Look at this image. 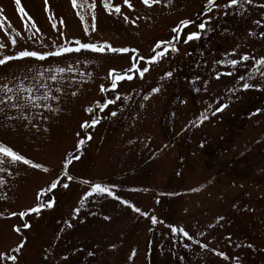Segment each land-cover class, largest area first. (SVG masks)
<instances>
[{"label":"rangeland","instance_id":"rangeland-1","mask_svg":"<svg viewBox=\"0 0 264 264\" xmlns=\"http://www.w3.org/2000/svg\"><path fill=\"white\" fill-rule=\"evenodd\" d=\"M110 2L117 4L122 0ZM92 3L96 4L94 10L90 7ZM132 3L134 10L122 7L123 14H129L132 19L137 13L144 17L146 8L140 0ZM202 3L206 0H174L171 7L161 4L147 13L150 18L132 25L125 23L119 14H109L103 8V0H78L80 6L76 8L71 0H49L51 11L45 10L43 0H22L41 30L33 36L35 29L16 10L14 0H0L4 15L15 31L21 33L18 48L0 50V58L20 47L41 51L64 44L74 47L76 40L136 48L147 57L154 41L168 37L170 27L179 19L194 18L198 13L204 16L206 9ZM93 14L95 30H92ZM255 19L264 22V9L245 5L239 10H229L227 16L213 21L215 31L203 35L199 41L178 45L180 52H170L168 59L146 74L144 80L121 85V96L129 99L113 106L123 109L117 117L103 119L91 130L93 139L84 145L81 160L70 166V175L75 177L66 181L70 187L55 190L53 209L42 210L39 217L33 214L24 218L33 227L22 230L27 243L20 264H56L61 255H68L74 264H216L213 254L191 241L187 242L190 248L185 249L182 237L179 241L175 236L169 237L167 228L150 225L148 219L110 198H90L79 217L73 219L72 210L79 206L80 197L87 191V185L80 183L85 179L115 183L119 186L115 191L142 211L166 223L183 225L190 233L198 228L207 230L208 222L214 223L216 217L223 215L225 226L216 232L221 241L218 247H225L223 237L231 234L233 243L226 251L239 253L245 264H264V252L246 247L248 243L256 248L264 247V79L257 73L252 81L256 87L245 91L242 85L248 82L247 75L245 81L214 78L215 70L229 68L215 61L227 58L225 54L237 46L240 55L251 53L256 58L264 55V38L248 35L249 31L264 30L253 24ZM28 36L33 39H25ZM130 55L136 54L82 50L50 57L46 62L29 59L0 66V82L23 76L28 68L35 72L50 66H72V71L58 74L57 82L45 75L53 91L55 87L63 88L62 95L56 93L61 95V111L45 112L50 120L36 121L39 132L25 127L26 121L17 122L13 130L0 116V140L46 167L59 169L65 153L73 149L78 139L75 132L80 130L79 123L87 118L83 107L101 95L99 86L107 84L109 70L129 67ZM166 70H172L173 77L160 81ZM161 83V92L153 94L151 88ZM233 88L237 89L235 93L230 91ZM73 91L78 95L71 96ZM145 95L149 99H143ZM217 101L229 107L213 116ZM51 103L56 106L55 101ZM258 108L261 112L253 115ZM201 113L208 116L202 123ZM44 127L49 131L44 132ZM4 167L7 170L0 171V180L4 181L0 184V196L6 194L7 199H0V211L7 215L9 211L33 206L36 193L46 186L49 174L23 164ZM132 188L138 191H129ZM192 188L201 191L192 192ZM91 211L99 215L93 217L89 215ZM104 214L112 219L104 221ZM65 221L74 226L67 227ZM21 223L18 217L0 218V251H10L21 239L12 231L14 225ZM149 227L154 231L150 232ZM196 239L204 241V237L196 236ZM112 244L114 249L110 247ZM239 244L245 247H237ZM133 249L137 256L130 261L128 257ZM89 250H95L93 257L87 256ZM45 255L49 261L44 260ZM180 256L185 257L184 261H178Z\"/></svg>","mask_w":264,"mask_h":264},{"label":"snow or ice","instance_id":"snow-or-ice-1","mask_svg":"<svg viewBox=\"0 0 264 264\" xmlns=\"http://www.w3.org/2000/svg\"><path fill=\"white\" fill-rule=\"evenodd\" d=\"M141 4L145 6L146 12L145 16L142 17L139 13L136 14L135 19H132L129 14H123L122 7L127 10H134V5L132 0H122L121 3L114 4L110 0H103V8L108 11L109 14H119L122 20L127 24L137 25L140 19L147 17V13L150 11H155L156 6L163 4L165 7H171L174 0H140ZM15 8L22 15V18H27L30 23V27L35 29L33 36L39 33L41 30L37 27L36 22L33 17L26 11L22 0H14ZM72 6L74 8L79 7L78 0H71ZM44 8L46 11H51L49 7V0H43ZM254 6L257 9H264V2H256V0H206V3H202V8L206 9L204 16L199 13L196 17L181 18L169 29V36L162 37L154 41L151 47V54L145 57L140 54L136 48L129 47H114L108 42L104 43H82L80 40L74 41L75 46H68L67 44L56 46L55 48H49L47 51L41 50H30L27 47H20L18 51L5 54L0 58V66H7L9 62L12 61H24L33 59L39 62H46L50 57H62L67 53H80L82 50L91 51L93 53H103L105 51H111L113 53H135L136 55H130L129 67L126 70L117 71L116 69H111L108 71L106 80L107 84H101L99 86V92L101 95L91 101L88 106L83 107V112L87 114V118L83 119L79 123V131L75 132V136L78 138L71 151H67L64 155L63 161L59 169H51L46 167L43 163L34 161L32 158H28L19 149L15 148L14 145L9 142L0 140V171H6L7 168L4 165H16L23 164L30 166L34 170H40L43 173H48L50 179L46 182V186L40 188L36 193V200L33 206L24 208L23 210H12L9 211L7 215L0 211V218L10 219L12 217H18L21 219L22 223L20 225H14L12 231L21 236V239L16 243L15 247L9 250L5 249L0 251V264H20V256L25 249L27 238L23 236L22 230H30L33 225L29 222L24 221V218H30L33 214L37 217L42 213L44 209H53L56 205L55 200V190L62 187L63 189H68L70 184L66 181H73L74 176L70 175V166L74 162H78L82 158L83 147L87 142L93 139L92 129L101 123L103 119L112 117L115 118L119 115L122 108H113L117 106L118 102L129 99L128 96H121L120 87L125 82H132L135 79L144 80L146 74H150L156 67L162 64L169 57L170 52H180V47L178 45H188L193 41H199L202 39L203 35L215 31L213 26V21L218 19L220 16H227L229 10H239L244 6ZM90 7L94 10L96 4L92 3ZM50 19L53 17H49ZM150 18V17H147ZM83 19V17H81ZM92 30L96 29V16L92 15ZM64 23V21H60ZM253 24L261 29H264V22L262 19L253 20ZM27 27V25H26ZM52 27H56L55 24ZM88 29H85L87 33ZM0 32L3 36L0 37V50L6 48L16 49L19 46V39L21 38V33L16 32L12 24L8 21V18L4 15V9L0 8ZM15 32V35L12 33ZM249 36L259 35L264 38V30L259 33L249 31ZM33 36L25 37V39L31 40ZM43 44V41H41ZM239 46H237V49ZM234 49L232 52L226 53L227 58L218 59L215 61L217 65H227L228 70L220 71L215 70L214 78L220 80L222 77H232L239 81H245L247 75V81L243 83V90L247 91L256 87L252 83L254 76L259 73L260 77L264 79V55L256 58L251 53H245L240 55ZM190 55L191 53H187ZM143 62V63H140ZM251 62V63H249ZM251 68L252 71H248ZM66 71H72V66L69 65L65 67H46L40 68L33 72L32 68H28L27 72L20 77H14L12 80H6V82H0V116L8 121L12 125V129L15 130V125L17 122L25 124V127L30 129H35L39 132L40 126L36 123L37 120H50V115L48 114H58L61 111L59 102L61 100V95L63 94L62 87H55L53 91V85H50L45 80V75L47 74V79L52 82H57L58 74H63ZM173 77L172 70L164 71L159 79L164 81ZM197 80L200 79L199 76L196 77ZM31 81V83H29ZM191 83H195L192 81ZM163 88L161 83L159 86H154L151 88L153 94L160 93ZM197 92L200 91L199 88L195 89ZM205 91H207V84H205ZM233 93L237 89H230ZM59 93L61 95H56ZM78 93L73 91L71 96L75 97ZM143 99H149V96L145 95ZM52 101L56 102V106H53ZM186 103V101H184ZM229 105L227 103H220L217 101V105L212 111V115L215 116L219 112H223ZM43 110V111H42ZM261 109H257L253 115L259 114ZM102 113L103 115H99ZM199 119L201 123L208 119L207 115L203 113L200 114ZM7 126V125H5ZM44 132H48L49 128L44 127ZM203 147V144L200 145ZM54 173V174H53ZM4 181L0 180V184ZM80 183L87 185V191L79 199V206L74 207L72 210L73 219L79 217L81 210L88 203L90 198L105 197L111 200L118 201L121 205H126L133 212L139 213L142 217L149 220L150 225H161L168 229V236H175L176 240L179 241L183 238V247L185 249L190 248V244L187 243L191 241L192 243L198 245L200 249L204 252L213 254L216 258V264H229L230 261H235V264H245L244 259L239 253L226 251V247H230L233 243L232 235L229 234L223 237L225 242V247H218L221 241L217 237L216 232L218 229H222L225 226L226 218L220 215L215 218V222H208L205 226L207 230L196 229L195 232H191L183 225L166 223L163 219L158 218L154 214H150L147 211H142V209L135 204L131 203L129 200L123 198L121 195L115 191L119 186L115 183H104L95 182L91 180H81ZM241 187H243L241 185ZM129 191H138V189L132 188ZM192 192L201 191L200 188H192ZM0 199H7L6 194L0 196ZM95 202V200H93ZM159 203V201H157ZM89 215L95 217L99 215L95 211H91ZM104 221H110L112 217L110 215L104 214L102 216ZM83 223L84 221H80ZM67 227L72 228L74 225L69 221L64 222ZM150 232L154 229L149 227ZM63 232V229H61ZM163 236V233L161 234ZM196 236L204 237L202 242L200 239H196ZM59 238V237H58ZM175 243V242H174ZM237 247H245L243 244L236 245ZM112 249L115 248V244L110 246ZM151 247V241H149V248ZM247 249H252L259 252H264V247L256 248L253 243H248L246 245ZM171 251V249H169ZM77 251H83V249H77ZM175 255V252H172ZM74 255V254H73ZM95 255V250H89L87 256L93 257ZM137 256V251L133 249L128 257L131 261ZM185 257H178V261H184ZM45 261H49L47 255L44 256ZM66 262V264H74L73 261L69 259L68 255H61L56 264L60 262Z\"/></svg>","mask_w":264,"mask_h":264},{"label":"trees","instance_id":"trees-1","mask_svg":"<svg viewBox=\"0 0 264 264\" xmlns=\"http://www.w3.org/2000/svg\"><path fill=\"white\" fill-rule=\"evenodd\" d=\"M229 136H231V134Z\"/></svg>","mask_w":264,"mask_h":264}]
</instances>
